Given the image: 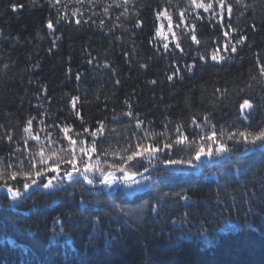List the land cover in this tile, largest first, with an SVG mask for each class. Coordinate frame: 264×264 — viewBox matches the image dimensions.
Listing matches in <instances>:
<instances>
[{
  "label": "trees",
  "instance_id": "16d2710c",
  "mask_svg": "<svg viewBox=\"0 0 264 264\" xmlns=\"http://www.w3.org/2000/svg\"><path fill=\"white\" fill-rule=\"evenodd\" d=\"M197 2L213 7L206 12L191 0H0V169L18 167L17 158L27 167L29 151L38 143L47 147L49 134L66 145L60 130L66 124L74 139L80 132L90 142L84 128L103 121L107 131L98 147L119 151L135 139L133 132L142 134L124 115L129 105L145 128L169 136L177 123L188 134L199 132L191 118L204 114L217 130L264 126V0H226L231 15L218 0ZM164 10L175 30L167 41L155 35L162 21L156 13ZM192 25L200 44L190 39ZM241 36L248 38L242 45ZM74 96L83 124L72 108ZM246 98L256 106L248 120L238 109ZM29 119L39 142L24 132ZM245 147L236 144L230 158L214 165L202 157L200 174L151 170L150 187L132 195L122 186L109 195L103 186L66 183L54 193L30 190L29 199L13 202L0 191V264H264V149L247 153L253 146ZM171 158L179 156L173 151ZM99 159L101 166L119 162L112 155ZM82 199L88 211L81 210ZM113 202L125 213L113 210Z\"/></svg>",
  "mask_w": 264,
  "mask_h": 264
},
{
  "label": "snow or ice",
  "instance_id": "6c2138e0",
  "mask_svg": "<svg viewBox=\"0 0 264 264\" xmlns=\"http://www.w3.org/2000/svg\"><path fill=\"white\" fill-rule=\"evenodd\" d=\"M51 3V0H49ZM59 3V0H56ZM127 2V0H125ZM221 11H227L229 15L232 13V6L226 3V0H218ZM241 2V0H237ZM191 4L195 5L196 8H203L204 11H208L213 7L211 3L205 4L203 2H197V0H191ZM15 10L16 5H12ZM105 8V12H107ZM75 15V13H74ZM184 13L181 12L180 16L183 17ZM157 18L165 17L168 20L169 31H171L172 18L166 10L158 11L156 13ZM80 23L79 20L76 21ZM142 21L137 24V27L142 26ZM179 26V25H178ZM47 27L54 30V25L51 19L47 21ZM231 27V25H229ZM255 29V25H252ZM156 37L167 41L168 36L163 31V25L156 28ZM175 36V33H172ZM225 36L229 35L228 32L224 33ZM190 39L196 44H200L201 41L197 39L195 34V25L191 26ZM247 36H241L237 40V44H244L247 40ZM175 47L183 52V48L179 42L175 44ZM165 50L169 49V43H163ZM225 51L228 50L225 46ZM232 53L237 52L236 45H232L230 48ZM217 50H214L211 58L217 60ZM204 57H201L203 59ZM220 60L224 57L220 56ZM91 63V61H89ZM147 67V65H142ZM188 71H192L195 64L185 66ZM179 72V68L168 76L169 80ZM261 74L264 75V67L261 68ZM79 79V74L77 75ZM119 84V80L116 81ZM151 83L155 84L156 81L152 80ZM220 92V89H217ZM226 91V90H224ZM79 97H71L72 108L76 110V102ZM127 103V101H125ZM255 105L250 99H243L238 105V109L243 116L244 120H248L249 116L255 111ZM124 115L131 117L135 121V128L141 129L142 134L137 135L136 132L132 133V138H129L126 147L121 148L119 151L113 149L111 145L108 148L98 147V140L103 137L107 131L103 121H97V127L94 129L84 128V132L88 133L89 137H92L89 142L87 139L82 138L83 133H75L79 139H74L69 132L72 130L71 125H64L60 130L63 132V139L67 140V144L64 145L58 139H53L51 134L46 137V143H38L35 151H29L27 159V167H25V161L18 159L19 166L13 167V165H4L0 169V181L3 184L0 185V190L5 191L7 195L11 197L13 202H23L30 198V190H48L49 193H54L59 189H63L65 184H87V185H101L104 189L111 190L109 195L114 191H119L121 186L124 189H128V195H132L137 191H143L150 187V183L153 179L149 173L150 169L156 168V163L159 162L166 167L182 170L183 167L198 168L200 165L194 163V161H201L202 157L207 158L209 161L219 163L225 158H230V154L234 151L236 144H244L245 150H248L247 146L259 145L264 148V126L258 127L255 131H249L245 129L243 131H225L223 128L217 130L216 126L211 123L210 114H204L202 119L198 120L195 116L191 118V125L195 126L196 129H200L199 132H193L188 134L185 132V125L183 123H177L175 125V134L169 136L167 132L155 133L150 131L149 128H145V121L139 119V113H133L131 105L129 110ZM76 116L84 123L83 116H81L79 110H76ZM171 123V121H169ZM151 124V122H149ZM55 127H60L54 125ZM167 124L164 125L167 128ZM207 126L208 131H205ZM115 132V129H112ZM24 132L28 134L31 139L40 141V136L32 134V119L27 121V126L24 128ZM164 136L166 139L158 140L157 136ZM8 141L12 140V136L7 137ZM227 141H232L233 146L230 147ZM27 143V141H25ZM54 145H60L54 147ZM175 151L179 158H171V153ZM166 152L168 155L161 159L159 153ZM92 154L97 155L95 162H92ZM116 156L119 162H104L105 166H101L100 156ZM147 162L146 164L144 162ZM63 165V167H62ZM8 169H12L8 171ZM142 169V170H141ZM139 177V179H138ZM9 181H14L16 184H9ZM115 186V187H114ZM165 196L168 193L164 194ZM175 195H180L176 193ZM184 200H188L189 197L184 195ZM112 209L119 212L125 213V209L116 203H112ZM90 209L89 202L81 200V210L88 211ZM152 211H157V206L152 207ZM187 215V214H185ZM97 223L101 222L99 215L95 216ZM59 220V218H57ZM60 235L68 237V233L64 232L61 227ZM203 239H207L206 230L202 235ZM69 242L66 240V243Z\"/></svg>",
  "mask_w": 264,
  "mask_h": 264
},
{
  "label": "bare ground",
  "instance_id": "6f19581e",
  "mask_svg": "<svg viewBox=\"0 0 264 264\" xmlns=\"http://www.w3.org/2000/svg\"><path fill=\"white\" fill-rule=\"evenodd\" d=\"M256 147H260L259 145H255L253 146L250 150H248L247 153L253 151ZM261 148V147H260ZM264 149V148H262ZM240 155H244V154H240ZM202 160V159H201ZM207 164L209 165H214L215 163H212V161H209V160H204ZM197 164L200 165V167L198 168H191V169H187V168H182V170H178V169H174V168H170V167H166L165 165H156V168L155 169H161V170H169L171 172H188V171H193V172H196L197 174H200L202 172V167H201V163L200 161H197ZM155 169H150L151 170H155ZM186 170V171H185ZM147 173H145L146 175ZM209 175L213 176V175H216L215 171H210ZM139 178V177H138ZM102 186L98 189H101Z\"/></svg>",
  "mask_w": 264,
  "mask_h": 264
},
{
  "label": "rangeland",
  "instance_id": "374dc122",
  "mask_svg": "<svg viewBox=\"0 0 264 264\" xmlns=\"http://www.w3.org/2000/svg\"><path fill=\"white\" fill-rule=\"evenodd\" d=\"M161 25H163V31L167 34L168 39L172 36V33L175 32L173 23H171V31H169L168 20L165 17H161Z\"/></svg>",
  "mask_w": 264,
  "mask_h": 264
},
{
  "label": "water",
  "instance_id": "95a60500",
  "mask_svg": "<svg viewBox=\"0 0 264 264\" xmlns=\"http://www.w3.org/2000/svg\"><path fill=\"white\" fill-rule=\"evenodd\" d=\"M212 163H215V160L212 161ZM186 171V170H185ZM87 188H100L101 185H96V186H92V185H87V184H84ZM2 191V190H0Z\"/></svg>",
  "mask_w": 264,
  "mask_h": 264
}]
</instances>
